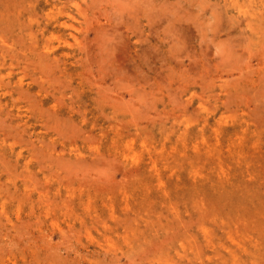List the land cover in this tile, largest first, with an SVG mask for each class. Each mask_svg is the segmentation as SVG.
Wrapping results in <instances>:
<instances>
[{"label": "rangeland", "instance_id": "1", "mask_svg": "<svg viewBox=\"0 0 264 264\" xmlns=\"http://www.w3.org/2000/svg\"><path fill=\"white\" fill-rule=\"evenodd\" d=\"M0 264H264V0H0Z\"/></svg>", "mask_w": 264, "mask_h": 264}]
</instances>
